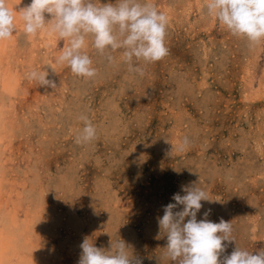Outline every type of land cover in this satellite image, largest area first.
Wrapping results in <instances>:
<instances>
[{"label":"rangeland","instance_id":"rangeland-1","mask_svg":"<svg viewBox=\"0 0 264 264\" xmlns=\"http://www.w3.org/2000/svg\"><path fill=\"white\" fill-rule=\"evenodd\" d=\"M110 2L116 0H99ZM140 2L169 21L168 55L134 61L143 75L129 71L123 49L111 53L110 63L89 38L83 51L97 74L77 77L55 63L67 40H58L56 52L39 44L32 54L24 32L18 37L11 63L19 83L0 162V226L14 208L21 220L35 222L34 264H78L85 238L104 251L121 239L142 264H178L166 256L158 218L175 193L184 194L182 186L213 200L201 201L198 220L211 209L209 220L231 222L235 241L225 242L221 258L236 247L254 255L264 249V39L250 44L232 35L208 13L207 0ZM41 68L55 88L27 78ZM82 116L96 137L77 144Z\"/></svg>","mask_w":264,"mask_h":264},{"label":"clouds","instance_id":"clouds-1","mask_svg":"<svg viewBox=\"0 0 264 264\" xmlns=\"http://www.w3.org/2000/svg\"><path fill=\"white\" fill-rule=\"evenodd\" d=\"M207 11L234 36L244 37L250 44L264 39V0H207ZM20 12L23 31L34 37L41 31L55 34L67 40L55 59L66 65L73 75L84 79L94 78L97 70L83 49L91 38L92 47L100 54H107L111 63L112 52L123 49L122 57L129 71L143 75L135 62H157L168 55L165 45L168 17L150 3L140 0H116L100 4L99 0H30ZM45 13L50 15L46 20ZM13 11L6 0H0V42L10 39L17 31ZM45 70H32L27 78L40 87L55 88L56 84L46 77ZM84 127L76 138L77 144L87 143L96 137V128L82 116ZM188 143L184 138L179 145L183 151ZM172 196L174 203L163 206V216L158 218L161 231L167 236L166 256L178 264H264V249L257 254L236 247L231 254L223 255L228 243L235 241L232 224L223 218L219 222L208 219L211 209L198 220L197 214L209 200L205 191L194 186H182ZM182 206L181 210H176ZM186 218H188L186 220ZM228 242V243H225ZM78 264H142L139 258L128 254V247L121 239L110 242V251L98 248L85 238L80 244Z\"/></svg>","mask_w":264,"mask_h":264},{"label":"bare ground","instance_id":"bare-ground-1","mask_svg":"<svg viewBox=\"0 0 264 264\" xmlns=\"http://www.w3.org/2000/svg\"><path fill=\"white\" fill-rule=\"evenodd\" d=\"M6 3L10 8V10L13 11V14L16 18L15 23L17 26V31L10 39L0 42V162H1V158H3L5 154V150L3 149L4 147L2 148L3 146L2 143L4 144L5 140H9L8 138L10 137V133H11L9 129L11 128V126L8 125L10 120V117H8V115H9L10 107L11 109L14 108L13 97H14V93L16 94V87L19 83V79H18L19 77L17 76L16 73H14L15 70L13 69L11 63V60L13 59V55L16 52V48L21 46L18 37L24 32L23 21L20 19L19 11L29 4L30 0H6ZM46 16H47L46 20L51 18L49 14H47ZM26 37H27L26 38L27 42H25L24 44L28 45L29 43V45L30 44L34 45L33 46L34 48L30 49L32 54L34 53L33 50H35V47H38L39 44L44 46V48L46 49V53L49 52V54H51L53 52H56L58 40H60L55 34H49L47 31H41L34 37H28V36ZM48 60L54 61L52 57H50V59L48 58L46 61ZM54 66L55 64L53 63V67ZM14 210H15L14 212L9 213L8 216H4L1 219L2 225L0 226V264H34L33 258L35 256V252L37 248L36 241L38 237L36 234L38 228L35 222L33 221H30L28 219L21 220L19 214L17 213L18 210L16 208H14ZM22 252H24V254Z\"/></svg>","mask_w":264,"mask_h":264}]
</instances>
